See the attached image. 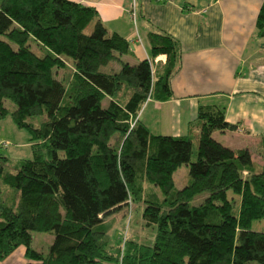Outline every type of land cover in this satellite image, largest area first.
<instances>
[{
	"label": "trees",
	"instance_id": "1",
	"mask_svg": "<svg viewBox=\"0 0 264 264\" xmlns=\"http://www.w3.org/2000/svg\"><path fill=\"white\" fill-rule=\"evenodd\" d=\"M255 31L264 38V2ZM147 41L150 61L131 65L129 42L92 7L0 0V121L10 115L32 142V159L0 155V262L23 246L27 264H118L113 216L142 203L153 244L130 238L122 264H264V233L251 230L264 220V169L213 138L235 129L218 105L198 107L196 145L149 131L139 115L148 99H172L181 50L167 34ZM161 55L165 63L153 65ZM37 116L39 125L28 121ZM182 165L188 182L176 190ZM32 232L53 234L47 253L31 248Z\"/></svg>",
	"mask_w": 264,
	"mask_h": 264
},
{
	"label": "crops",
	"instance_id": "2",
	"mask_svg": "<svg viewBox=\"0 0 264 264\" xmlns=\"http://www.w3.org/2000/svg\"><path fill=\"white\" fill-rule=\"evenodd\" d=\"M92 7L111 33L130 44L131 65L149 60V33L171 36L179 44V71L171 79L172 99H148L139 120L154 135L187 136L198 141L199 106L225 108V120L242 141L222 145L248 150L254 172L264 169V38L255 22L264 0H137L135 23L129 0H68ZM161 55L153 65L162 66ZM256 142H253V141ZM25 248L18 247L0 264H26ZM17 258V260L15 259Z\"/></svg>",
	"mask_w": 264,
	"mask_h": 264
},
{
	"label": "rangeland",
	"instance_id": "3",
	"mask_svg": "<svg viewBox=\"0 0 264 264\" xmlns=\"http://www.w3.org/2000/svg\"><path fill=\"white\" fill-rule=\"evenodd\" d=\"M93 29V23H91L86 29L85 33L90 34ZM114 70H118L119 66L113 64ZM104 72H108L109 68L102 69ZM105 105V102H104ZM6 107L9 110L13 109V104L10 101H6ZM45 116H37L28 119L30 123L37 126L43 120ZM215 138L221 140L220 142L224 145H229L236 141H242L234 134H224L219 131L214 133ZM253 142H256L255 140ZM31 136L24 130L19 129L8 115L5 119L0 121V155L7 157L11 162H18L20 160L32 159L31 152ZM192 160H195V155H193ZM174 186L176 190L182 189L188 182V168L185 165L180 166L173 174ZM148 187V186H146ZM161 196L157 188H153ZM207 192H203L192 200V205H199L204 201ZM234 197L231 191H228V198ZM131 209H126L113 216L115 221L114 231L112 233L111 245L113 248L122 241L123 236L126 235V240L134 238L138 242L151 246L153 244L155 229L147 228L142 220V212L144 205L142 203L130 206ZM132 210V211H131ZM251 230L255 232L264 233V220L254 221L251 225ZM126 232V233H125ZM32 243L31 248L38 252L47 253L49 246L53 241V234L51 232H32ZM114 251V249H113ZM27 259L23 255L21 257ZM17 260V258H15ZM8 264H16L11 260ZM27 264V263H26Z\"/></svg>",
	"mask_w": 264,
	"mask_h": 264
},
{
	"label": "built area",
	"instance_id": "4",
	"mask_svg": "<svg viewBox=\"0 0 264 264\" xmlns=\"http://www.w3.org/2000/svg\"><path fill=\"white\" fill-rule=\"evenodd\" d=\"M137 11H138L137 10V0H129V9H128V12H129L130 19L134 23H135V20H136V17H137ZM134 122L135 121H133L131 123V128L133 127ZM126 241L127 240H126V235H125V237L123 236L122 241H121V251H120V257H119L118 264H122L123 247H124V244H125Z\"/></svg>",
	"mask_w": 264,
	"mask_h": 264
}]
</instances>
